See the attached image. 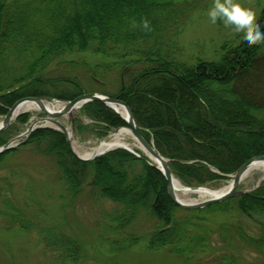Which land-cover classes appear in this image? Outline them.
Masks as SVG:
<instances>
[{
	"label": "trees",
	"instance_id": "1",
	"mask_svg": "<svg viewBox=\"0 0 264 264\" xmlns=\"http://www.w3.org/2000/svg\"><path fill=\"white\" fill-rule=\"evenodd\" d=\"M259 1L253 7L264 29ZM210 2L0 0V116L26 97L70 101L95 93L97 86L99 93L127 104L138 132L168 159L183 185L210 187L227 179L252 157L264 155V104L240 91L264 62V42L246 46L232 32L210 49L196 43L188 52L181 36ZM143 19L151 30L143 29ZM82 54L98 62L77 61ZM78 115L92 125L74 117L75 132L88 130L98 138L126 126L99 102L87 103ZM29 116L22 114L0 134V147ZM135 153L139 157L115 149L82 161L60 132L34 130L0 154V230L34 237L45 264H83L93 257L65 220L55 219L35 199L33 185L17 193L28 172H35L21 158L34 156L47 162V171L38 166L36 174L60 189L61 207H72L85 193L94 204L110 205L102 210L105 223L97 233L99 238L117 234L105 238L106 264H127L123 256L134 248L153 255L165 251L173 264H241L238 248L231 249L235 245L264 250V182L203 209L182 210L168 197L161 173ZM47 198L53 201L55 195ZM207 216L226 219L216 223ZM140 219L147 229L124 233ZM215 237L224 243L222 251L214 250ZM102 248L91 246L94 257Z\"/></svg>",
	"mask_w": 264,
	"mask_h": 264
},
{
	"label": "rangeland",
	"instance_id": "2",
	"mask_svg": "<svg viewBox=\"0 0 264 264\" xmlns=\"http://www.w3.org/2000/svg\"><path fill=\"white\" fill-rule=\"evenodd\" d=\"M211 2L209 5H211ZM240 2L244 7L251 8L256 14V10L253 7V5H255V0H240ZM259 2L260 7H262L264 5V0H260ZM200 15L201 16L194 24L186 27L181 36V43L188 52H192L193 45L196 43L200 44L199 47L204 46L205 49H210L211 47L217 45L220 39L225 36H229V34L232 33V31L229 29L223 28L224 25L219 21L216 24L211 23L207 17V9ZM76 60H84L91 66L98 62L95 57H91L88 54L78 55ZM241 85L242 87H240V91H244L245 93L249 94L250 97H253L256 102L264 104V62L261 63V66L255 69L251 76L246 78L244 83ZM109 88L114 90L115 85L111 83ZM92 89L94 92L99 93L97 91V86H93ZM27 114L30 115L28 122L23 126L17 124L15 126L16 132L8 138V141L14 138L16 135L24 132L32 122L43 117L39 111L28 112ZM73 117H78L85 126L92 125L91 121L78 115V111L74 113ZM1 120L2 117L0 116V121ZM58 121L70 130L71 126L66 117H61L58 119ZM112 132L113 131L111 130L107 136L98 138L94 132L90 133L88 130H86L77 133L74 130L72 141L80 150L88 151L95 148L99 142H101L103 139H106ZM127 140L128 143L133 146L134 143L130 137ZM21 162L30 165V170L35 172H28L17 193L21 195L27 185H33L32 189H36V193H34L35 199L45 206V208L50 211L51 216H53L55 219L60 218L62 221L65 220L69 232L73 236H77L80 240L84 241L89 253H93V257H89L88 261L83 264H106L108 257L102 248L105 247V238H112L117 234L112 232H109L108 234L104 233V238H99L97 237V233L100 232L99 229H101L102 224L105 223L103 216L101 215L102 210L109 209L110 205L103 204V206H100V204H94L92 201L87 199V193H85L84 195L80 196L78 200L74 201L72 207L63 208L61 207V203L56 200V195L60 193V189L57 186L52 187V185L49 184V181L44 179V177L41 175L36 174V169L38 166L47 171V162L34 156H25L21 158ZM263 174L264 173L259 170L251 172L243 179L239 188L248 191L254 189L257 185L264 182ZM229 179L230 178L219 181L208 188H223L228 185L230 182ZM49 193H53V195H55V199L53 201L48 200L47 196ZM188 200L190 202L200 201L197 196L188 197ZM207 217H210V219L216 223L223 222L226 219L225 216ZM144 222L145 221L140 219V224H138L136 228L133 229L131 227L127 230H124V233L138 234L139 231H143L149 227L148 222ZM215 228L216 227L213 226V229ZM35 241V238L31 236H24L20 234L7 235L2 232V230H0V264H37L36 261H38L39 264H45L44 260L46 256L41 251H39L38 254V250L35 247ZM212 241L216 244L214 245V250L217 248L216 251H219V249L222 251V245L224 243L217 237H215V239ZM94 245H101L102 248L100 253H97L99 255L97 257H94L95 251L91 249V246ZM235 247L231 249L235 253L237 252L236 249L238 248V252L242 256L241 264H264V250L255 251L252 248L244 246L243 244L238 246L235 245ZM227 251L230 252V250L226 249V252ZM164 252L165 251H161L155 255L147 253L145 254L138 251V248H134L132 253L123 256V259L124 261L126 259L127 264H173V260L166 257L167 254ZM202 264L204 263L202 262Z\"/></svg>",
	"mask_w": 264,
	"mask_h": 264
},
{
	"label": "water",
	"instance_id": "3",
	"mask_svg": "<svg viewBox=\"0 0 264 264\" xmlns=\"http://www.w3.org/2000/svg\"><path fill=\"white\" fill-rule=\"evenodd\" d=\"M25 102L35 103L38 107L39 112L43 115V117L39 118L36 121H34L33 123H31L23 133L17 135L14 139H11L5 145L1 146L0 147V154H2L5 151L12 149L15 146H17L19 143H16V142H18L19 140H21L23 138H27L29 136V134L31 132H33L34 130L41 129V128H52V129L60 132L61 134H63V136L65 137L66 142L69 146L71 153L75 157H77L79 160L91 161V160H94V159L106 154L107 152L113 151L115 149H124V150L136 155L137 157H139L133 151V149L130 147L129 144L116 145L112 148H109V149H106V150L99 152V150L97 148L99 147V145L102 141L95 148L91 149L92 153L86 157L78 156L74 152V150L72 148V143H71V139H72V136L74 133V120H73L74 112L76 110L82 108L87 103L99 102V103L105 105L106 107H108L109 109H111L112 111H114L116 114H118L121 117V119L123 120V122L125 123V125L127 127L126 129L129 132L131 140L135 144V147L139 151H141L144 154V156L150 161L149 164L161 173V175L163 176V178L165 179V182H166V190H167L168 197L177 207H179L182 210L191 211V210L203 209V208L208 207L212 204L220 203V202L226 201L230 198H233L235 196L247 193L248 191L242 190L239 188L240 184L243 180V177L245 176V174H246V172L250 166H252L253 164L264 163V155H258V156L252 157L251 159H249L248 161L243 163L235 171V173L231 176V180H230V183H229L227 190H225L224 192H222L218 195H215L212 198H208V199H204V200H200V201L183 202V201H180L175 196V192H174L173 184H172L174 176H173V174L169 168L168 159H166L159 152H157L155 150V148L153 147V144L147 142L143 138V136L138 132L136 122H135V119L132 115V112H131L130 108L127 106V104H125L123 101H121L117 98H111V97H108L106 95L99 94V93H85V94H81V95L75 97L74 99H72L70 101H66V102H59L55 99H51L50 102H54L58 105L60 103L61 107L58 110L49 111L46 109V107L44 105V103L46 102V100L44 98L26 97V98L18 100L16 103H14V105L12 107H10L7 110L6 114L4 115L2 120L0 121V134L8 126H10L13 123V121L19 115L22 114V113H18L17 115H14L16 108ZM118 108H122L125 111L126 117H123L117 111ZM61 117L67 118V120L71 126L70 130H68L63 124H61L58 121V119ZM38 123H42V124L37 125ZM121 129H123V128L114 129L112 134L109 135L106 139H104L103 142L111 140L113 138V136L117 135ZM186 188L192 189V190L197 189L194 187H186Z\"/></svg>",
	"mask_w": 264,
	"mask_h": 264
},
{
	"label": "clouds",
	"instance_id": "4",
	"mask_svg": "<svg viewBox=\"0 0 264 264\" xmlns=\"http://www.w3.org/2000/svg\"><path fill=\"white\" fill-rule=\"evenodd\" d=\"M210 22L222 23L233 33L240 37L246 46L258 45L264 42V29L257 21L255 12L244 7L240 0H212L207 9ZM144 30H151L150 21H141Z\"/></svg>",
	"mask_w": 264,
	"mask_h": 264
},
{
	"label": "bare ground",
	"instance_id": "5",
	"mask_svg": "<svg viewBox=\"0 0 264 264\" xmlns=\"http://www.w3.org/2000/svg\"><path fill=\"white\" fill-rule=\"evenodd\" d=\"M45 107L49 111L53 110H58L60 109L61 106L56 105L55 103H44ZM38 111V107L35 103L32 102H25L21 105H19L16 110L14 115H17L18 113H23V112H35ZM117 111L123 116L126 117L125 111L122 108H118ZM129 138V132L126 128L121 129L117 135L113 136L111 140H108L106 142H101L99 147L97 148L100 151L112 148L116 145H124L128 144V139ZM72 148L74 152L81 157H86L92 153V150H86L82 151L78 147H76L75 143L72 141ZM259 170L264 173V163L260 164H253L252 166L249 167L247 170L245 177H247L251 172ZM264 177V174H263ZM173 184V189L175 192V196L183 202H189L188 197L191 196H197L199 200H204L208 198H212L215 195H218L225 190H227L229 183L227 186L219 189H211V188H206V187H200L195 190L192 189H187L184 185H182L176 178L173 179L172 181Z\"/></svg>",
	"mask_w": 264,
	"mask_h": 264
}]
</instances>
